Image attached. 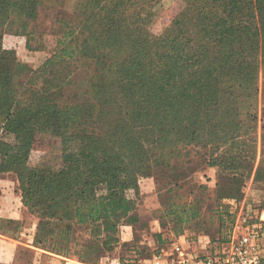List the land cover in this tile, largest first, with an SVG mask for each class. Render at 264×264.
Returning <instances> with one entry per match:
<instances>
[{
    "label": "trees",
    "instance_id": "obj_1",
    "mask_svg": "<svg viewBox=\"0 0 264 264\" xmlns=\"http://www.w3.org/2000/svg\"><path fill=\"white\" fill-rule=\"evenodd\" d=\"M43 1L0 0V173H16L22 201L37 216L36 247L56 254L75 252L80 261L94 264L119 244V224L135 229L141 223L134 200L125 192L132 187L137 194L136 176L155 161L154 150L163 142L173 151L178 141L187 140L192 120L213 111L211 102L205 109L190 104L192 89L213 96L204 86L207 77L235 81L243 70L254 69L258 49L264 64V0H185L184 11L164 39L147 28L152 14L144 5L153 0H93L86 17L74 22L77 26L67 16L58 19L62 34L37 69L42 75L37 85L19 81L33 70L2 46V36L15 23L26 31ZM25 47L30 48L29 39ZM207 51L216 54L210 58ZM78 56L88 61L92 73L87 88L71 100L62 95L74 82ZM74 124L79 126L77 153L65 152L55 170L27 165L39 134L63 137ZM3 133L12 134L13 141L2 140ZM197 133L194 128L190 139ZM218 162L211 163L220 166ZM221 172L214 198L229 197L239 204L245 178ZM256 177H264L261 165ZM199 216L200 209L191 203L164 207L161 229L151 234L153 244H147L149 256L186 233L185 226ZM233 221L204 234L208 243L199 252L214 255L226 245ZM5 223L18 225L12 219ZM139 225L146 231L147 225ZM79 230L86 237L72 247ZM133 252L121 264H140L137 244Z\"/></svg>",
    "mask_w": 264,
    "mask_h": 264
},
{
    "label": "rangeland",
    "instance_id": "obj_2",
    "mask_svg": "<svg viewBox=\"0 0 264 264\" xmlns=\"http://www.w3.org/2000/svg\"><path fill=\"white\" fill-rule=\"evenodd\" d=\"M80 4L82 8L79 9ZM92 4L93 0H44L38 18L29 21L26 31H20L16 23L5 28L2 46L13 51L16 60L34 72H28L27 76L20 78L19 81L29 80L39 84L42 75L37 69L52 54L62 34L58 19L67 16L72 25L77 22L79 24L92 9ZM144 7H148L152 14L147 25L150 34L164 39L167 28L173 25L179 13L184 11L186 1L153 0L150 5L148 1L145 2ZM26 39H29L30 48L25 47ZM207 53L210 58L216 54L214 51ZM87 62L78 56L74 63L76 66L75 75L72 76L74 82L65 88L62 97L78 99L87 88L88 78L92 73V67ZM251 69L243 70L236 75L237 77H233L235 81L230 83L221 76L207 77L208 81L204 82V86L206 85L213 96L208 97L205 89L203 91L192 89L190 104L192 106L198 104L205 109L211 102L212 106L209 109L213 111H204L193 119L192 129L186 134H189L188 141L186 139L178 141L173 151L161 142L160 147L154 150L157 154L153 159L155 161L150 162L143 173L136 176L137 194H134L132 187L126 190L125 195L134 200L136 212L141 220L139 224L151 226L157 232L159 227L156 223L160 226L163 222L161 211L164 207L171 206L173 202L191 203L200 209L198 219L185 226V236L189 240L195 238L200 244L207 242L204 234H214L217 226L224 224L225 221L230 223L229 221L233 219L234 225L238 217L240 222L243 216L245 218L243 224L247 226L258 224L260 212L264 210V177H256L258 166L261 165L264 171V64L260 49L256 51L253 72ZM249 71L251 72L248 73ZM237 72L238 70L236 74ZM194 120H197L196 124ZM78 127L75 124L69 125L63 131V137L49 132L39 134L27 154V165L32 168L58 169L65 152L73 154L78 152ZM194 128L198 130V135L191 140L190 133ZM1 139L12 142L13 136L10 133H3ZM215 160L219 161L220 166L211 163ZM221 170L245 178L240 191L241 198L244 199L243 204H232L229 197L219 201L214 198ZM65 179L69 181L67 177ZM0 188L1 193L13 195L8 203L13 208L16 207L19 214V218L14 220L18 221V225L10 223L11 226L14 229L21 226L20 231L27 227L26 234L32 233L33 227L37 224V216L22 201L16 173L13 171L0 173ZM154 198H157L160 205L150 211L148 208L154 204ZM218 212L222 213L221 217L218 216ZM139 224H135L130 241L119 240V244L108 254L110 259H106L104 264H110L117 258L121 264L123 257H131L134 254L133 246L136 244L140 251L137 254L142 260L147 261L150 258L147 244L149 242L152 244L154 240L146 237V231L141 229L142 225ZM261 231L264 236V221L261 222ZM85 234L83 230L77 231L75 245L72 247H77L85 239ZM136 238L139 240L136 241ZM25 247L21 249L23 260L15 264H27L28 259L36 257L32 249ZM36 251L43 253L40 250Z\"/></svg>",
    "mask_w": 264,
    "mask_h": 264
},
{
    "label": "built area",
    "instance_id": "obj_3",
    "mask_svg": "<svg viewBox=\"0 0 264 264\" xmlns=\"http://www.w3.org/2000/svg\"><path fill=\"white\" fill-rule=\"evenodd\" d=\"M230 203L236 204L234 200ZM241 203L242 200L239 205ZM263 215L264 210L260 212V221L255 226L243 224V216L239 222L238 217L227 244L214 255H202L199 252L205 249L208 239L200 244L199 241L194 242L179 235L154 252L147 261L141 260L140 264H264V236L261 231Z\"/></svg>",
    "mask_w": 264,
    "mask_h": 264
},
{
    "label": "crops",
    "instance_id": "obj_4",
    "mask_svg": "<svg viewBox=\"0 0 264 264\" xmlns=\"http://www.w3.org/2000/svg\"><path fill=\"white\" fill-rule=\"evenodd\" d=\"M12 198L13 195L10 193L0 194V264H15V262L17 263L19 260L22 261V258L24 257L22 256L21 249H23L24 246H26L25 248L32 249L33 253L36 255V257L31 258V260L28 259L27 264H89L80 261L75 252L67 255L56 254L51 251L36 247L33 243L35 226L32 229V233L30 232L29 234H26L25 231L28 229L27 227H25L23 231H20L21 226L19 229H14L12 226L6 224L5 222L9 219L16 220L19 218L16 207L13 208V206L8 203V201ZM243 201L244 199H242V204ZM159 205L160 203L158 202L157 198H154V204L150 205L148 209L152 211L153 209H157ZM156 224L159 227V230L157 231H160L161 228L159 224ZM132 230L133 228L130 224H119L117 231L119 240L130 241L132 237ZM152 231L155 232V229L151 226H147L145 232L147 238H151V234L153 233ZM180 235L185 236V233ZM148 244L152 245L153 242L152 244L150 242ZM36 250H40L43 253L37 252ZM108 254L109 252H106L105 254L101 255L94 264H104L106 259H110ZM118 261L119 258L114 259L110 264H116Z\"/></svg>",
    "mask_w": 264,
    "mask_h": 264
}]
</instances>
